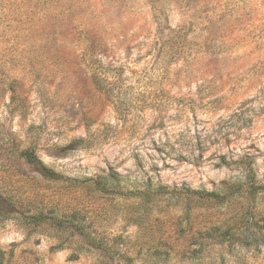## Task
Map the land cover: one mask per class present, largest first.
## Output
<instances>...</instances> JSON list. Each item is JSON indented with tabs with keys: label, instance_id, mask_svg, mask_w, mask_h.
Here are the masks:
<instances>
[{
	"label": "rangeland",
	"instance_id": "obj_1",
	"mask_svg": "<svg viewBox=\"0 0 264 264\" xmlns=\"http://www.w3.org/2000/svg\"><path fill=\"white\" fill-rule=\"evenodd\" d=\"M28 148L60 180L34 177ZM244 165L264 183V0H0V192L20 203L0 264H105L72 223L116 264H264V242H217L244 199L145 209L111 190H213ZM39 205L73 220L35 225ZM251 205L264 230V193Z\"/></svg>",
	"mask_w": 264,
	"mask_h": 264
},
{
	"label": "trees",
	"instance_id": "obj_2",
	"mask_svg": "<svg viewBox=\"0 0 264 264\" xmlns=\"http://www.w3.org/2000/svg\"><path fill=\"white\" fill-rule=\"evenodd\" d=\"M85 141L84 138L76 139L72 142L74 146H82L81 144ZM18 156V154H15ZM19 156L22 157L25 162L29 165L32 171L35 173L34 177H39L44 180L54 181L60 180L58 172L52 167L43 163L39 155L34 152L33 149H24L19 153ZM243 171L245 172V181L241 183H234L230 181H222L217 187L213 190L205 189H191L189 186L183 185L181 187L177 186H168L162 183H158L156 188L151 187V183L146 189H125V190H116L115 188L111 189L113 191L107 193L114 194V196H121L126 199H136L142 200L144 208L147 209L148 205L155 199L162 196H172V197H182L187 201V206L189 209L200 208L204 204H217L222 205L226 202L240 199H244L247 204L243 207L239 215H234V218L229 220L227 223L222 224L218 228L221 230L218 234L219 243H224L225 241L239 242L242 245H252L254 243L264 242V230L261 227V220L256 218L254 215L255 206L251 205V202L256 200V197L263 192L264 193V183L257 182L256 175L252 168L244 165ZM104 177V176H101ZM104 178L113 180L117 183H120L122 179L116 173H110ZM193 203V204H191ZM19 199H16L11 191L3 189L0 192V219L10 218V214H18L20 212ZM36 207V206H35ZM31 206L32 211H35L32 215V223L35 225H40L44 222L51 220H67L71 218L69 214H59L56 211L55 207H50L45 209L40 205L36 208ZM187 208V210H189ZM196 210V209H195ZM48 216L50 217L48 219ZM71 221L73 218L70 219ZM72 227L79 235L84 239V243L89 247L94 249H100L103 251L101 256L105 264H116V259H125L126 253L118 251L112 245L105 244L103 239H97L95 234L92 231H88L84 225H79L77 223H72ZM236 232H238L236 236ZM233 237V238H232ZM232 238V239H230Z\"/></svg>",
	"mask_w": 264,
	"mask_h": 264
}]
</instances>
